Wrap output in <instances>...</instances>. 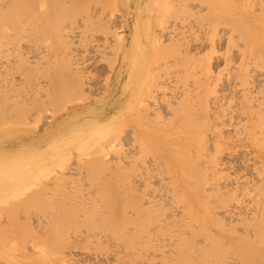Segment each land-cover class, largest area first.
Wrapping results in <instances>:
<instances>
[{
	"label": "rangeland",
	"instance_id": "374dc122",
	"mask_svg": "<svg viewBox=\"0 0 264 264\" xmlns=\"http://www.w3.org/2000/svg\"><path fill=\"white\" fill-rule=\"evenodd\" d=\"M25 1L28 5V1L30 0ZM91 1L90 6L91 9L94 10H92L93 14L95 16L99 14V16L94 19V21H97L96 24L92 27L90 26L92 23L88 22V30L86 33L85 29L82 30L81 28L84 25L82 26L78 22L81 29L80 31L79 28H77L78 31L74 30L76 31L74 34L79 35L81 33V36L86 35L87 40L89 38L95 39V43L100 45V49L102 50L99 52L101 54L100 62L97 65V68L93 66L90 68L92 73H96L97 76L95 80L96 82L98 81V85L96 82L94 84L97 86L92 83L91 88L93 86V89L99 92L97 93L92 89L90 92H93L94 94L92 93L91 95H88L90 92L87 90L88 94L87 92L84 93L85 95L84 97L82 96V101L79 100L81 98V93L78 94L79 98L77 97L76 99L70 100L72 95L67 92L68 88L64 87L68 86L67 80L64 78V75H66L64 73L66 70H63L64 68L58 70L56 69V71H38L40 74L38 72V74L35 73V71L33 72L35 75H33L30 71V73L26 71L25 68L23 70L27 72L25 73V77V74H23V71H21L19 67L14 65V68H19L20 71L19 69L15 70L12 67L13 70L16 71L15 72L10 66L12 61L14 64L15 57L20 53L19 51L21 48V52H31L33 50L34 53L31 52L32 55L34 54L33 56L37 54L38 56H43L46 54V51H48L46 56H51L50 58H55L56 55L58 56L59 53L57 54V52H60L61 54L63 48L60 44L58 45L59 39L55 36L58 34L60 38L61 32H58L60 31L58 30V20L56 21V26L53 24V21L56 18H53L54 16L51 15L52 13L44 12L45 9H43L42 6L40 7L35 0V3L39 5L38 9H35V6L38 5H29L31 10L32 7L35 8L30 11V13L29 11H25L29 13L28 15H26L27 13H22L21 15L18 14V17L15 18L16 22L19 23L22 21L18 25L16 22H12L14 25H12L11 22H8L11 19L5 23L4 21H0L4 23L3 26L8 25L11 27L12 25L13 28L21 25V27H17V29H21L19 31L16 29H10V34H7L6 32L3 33L4 35H0V37L4 36V38H0L2 40V44H4V46L1 44L3 47L0 46V48H2L0 49V51L2 50L0 53V62L9 61L6 63L1 62L2 64H5L4 66H2V64L0 65V90L6 88L2 91L5 92L7 90V93L11 91V94H7L9 97L14 93L13 97L11 96L8 98L11 100H6V102H4L5 98L8 97L5 95L6 93L2 92L6 97L4 95V98L0 97V150L5 149L6 147L17 150L24 148L31 143L33 144L31 146L35 149L29 153L32 154L31 156L25 155V157L20 160V165L14 167L10 175H6L5 178H0V214H3L1 215L3 220L1 219L0 221L1 224L3 223V229L0 228V264H264V234L260 235L263 233L262 229L264 228V222L262 220L264 219L260 217L261 219L257 221L258 217L257 219L256 217L254 219V217L250 215L247 216V219L248 217L250 218L249 223L246 222V225L244 221H240L243 224L238 221L235 222L236 225H234V222H232L233 225H231L230 221L224 219L226 215L223 218L224 215L219 214L222 213L221 208H223V206L221 207L223 200L220 199L225 197H223L224 194H220L224 190L217 192L216 186H213L215 184H209L211 187L208 186V189L212 192H205V198L207 199H201V203L200 201H196L197 205H195V209L198 212H207V210H205L202 206L204 204L210 206L211 214L215 212V215H213L215 219L218 218L217 221L208 225L202 224L197 220L194 221L193 219L195 218L192 219L193 212L191 210H187L188 212L186 211L187 213H184V203L188 205V201L185 200L184 197L181 200L178 194L175 195V199H172L173 201H170L173 203L167 205L171 208H175L176 206L175 210L177 209V206L180 205L182 208L180 206L179 207L182 210L179 211L180 208L178 207L179 212L176 210L177 213L173 214L171 209L167 206L166 214H164L165 209H163V211L162 209L161 211L157 209L159 210L158 212H161L157 213L156 209L146 208L150 199L147 197H145L146 199H143L144 196H147L145 194L141 195L144 190L142 191L140 188L138 189V187H136V191L135 186L134 188H131L134 185L135 178H140L142 180V178L145 179V177L172 178L170 180L171 184L168 182L169 179L167 180V183H169L168 185L172 186V182L175 183V178H187L184 175L185 173L183 174L177 169L178 166H183L185 162L190 163V166L186 163L190 168L187 165L183 166H187L185 171L188 169L187 173L190 175H194L193 172L195 171L197 173V166L199 168L202 167V170L203 168H207L205 169L207 172V170L209 171L208 168L210 166L207 162H209L212 154L216 155L217 153H220L216 155V161L219 166L224 164L223 162L227 161L229 156L232 164L231 167H228L230 165V162L228 163V161L225 162V164L229 165L224 164L220 167L221 169L224 168L225 174L231 173L230 175L232 176L229 175L230 178L234 180L237 178L236 180L239 184H236L237 186L245 187L246 182L249 183L250 180L251 183L246 185L251 186L255 182H259V185L264 184L262 183L264 182V169L262 168L264 167V134L261 133V130H258L259 128H255L256 131H254L252 122L255 121L251 120L250 117L254 113L256 114L254 110H258L253 107L257 104L255 101L259 97L262 98H259V104H257L258 106L262 104L261 100L264 101V94H262L264 93L262 90L264 89L262 88L264 85V64L262 66L261 63H259L261 66H257L252 60L255 57L249 59L246 64L250 62V67L248 65L246 66L245 73L247 69L248 72L252 71L250 74L246 73V75L249 76V82L251 80L250 85L248 83L246 84L248 86H246L241 83L242 80H238L240 79L238 77L242 68V61H239L241 60V51L244 48L242 46H246L247 43H243L246 40L244 38V31H241L244 35L243 39L241 37V32L236 30H241L243 27L246 30V28L249 29L248 27L251 25H253V27H258L259 30V27L261 26H257V24L255 25L256 22H250H253L252 15L256 17L261 14L260 17L264 18V12L260 10L262 7L261 4H264V0L262 3L260 0H256L259 4L253 0ZM21 3H19V8L21 9H19V13H21V11L24 12L23 10H25L27 6L26 3L23 5V2L22 5L24 7L21 8ZM41 8L44 12L43 16L41 14ZM196 9L200 12V14L197 13ZM209 10H211L210 13ZM96 12L98 14H96ZM218 12H220V14ZM32 13L35 15H41L34 20L36 16H31ZM22 17L25 18L23 19ZM223 18L225 20H223ZM226 19H229L227 20L229 23L226 22ZM230 19L238 21L234 23ZM59 22L61 23L62 20ZM65 22L66 24H69L68 20ZM243 22H247V24L251 25L248 26ZM233 23L235 26H233ZM236 23L239 24V27H237ZM240 24L243 25L241 26ZM0 25L2 24L0 23ZM51 25H53L52 28L57 27V33L52 29L53 32L47 36V33L52 31L50 29ZM61 25L63 26V24ZM62 26L59 24L60 28ZM42 28H46V30L44 29L46 34H41L43 31ZM166 28L169 32H167ZM233 28H235V31ZM40 29L41 32L39 31ZM249 30L251 31V29ZM6 34L9 35V37H7ZM185 34L187 37H185ZM81 36H79L80 39ZM46 37L49 38L46 39ZM75 38L73 37L77 46L74 47L79 52H77L74 47V49L71 50L73 52V55H71L74 63L83 61L82 55H84L82 54L83 51L81 49L84 46L82 47L81 44H79L81 42H79L80 39ZM231 38H234L235 42L231 40L230 44L232 45H229ZM4 40L9 43L6 44ZM184 41H186V43ZM188 41H191V45L188 44ZM246 42L248 41L246 40ZM5 44L8 47H6ZM19 46H21V48ZM58 46L62 48V51L58 49ZM114 47H117L119 58L118 60L116 58L117 62L115 61L116 64L113 70L109 71L107 66L109 65L110 59L114 60ZM178 47L180 48L178 49ZM227 49L230 50L229 53L227 52ZM75 53L76 57L74 56ZM185 54L186 57L184 58ZM189 57L191 58L190 62L187 61L190 59ZM75 60L77 61L75 62ZM206 60L208 61L206 63L210 64H208L209 69L206 67ZM237 61L240 63H237ZM165 63L167 65L169 64L166 66L167 68L163 65ZM201 64L206 67L207 71L204 67H201ZM3 67H9L10 69L6 68L9 69V71H6ZM204 71L208 72L206 74H209L210 71L213 74L212 79L214 78L213 81H215L213 82L211 79L213 83L211 88L214 87L217 92H219L216 93L218 96H221L220 98L226 97L224 100L227 104L222 107L225 108V115L228 111H231V114L233 113L232 115L235 116L230 115L229 112V114H227L229 117L226 115V120L224 121V113H222L223 111H220L218 113H222V116L220 115L219 119L221 123L217 121L218 119H215L217 121L216 123L213 119L214 116L211 115V120H214V124L211 125L214 127L217 124L215 127L218 128L219 126L220 128L222 122L224 121L222 130L224 128L228 129L230 127L229 125L233 122H235L232 124L233 126H236V124L239 123L240 127H230L228 130L226 129L227 132L230 130L229 135L226 131H224L226 134L223 133V131H218V135V133L210 132V130L207 133V130L205 131L206 134L204 136V134H202L204 131L201 130L200 132L203 131L201 133V137V134L198 131L199 133L197 132V134L201 138L199 141V139H195L196 137L199 138L196 132H194L195 134H192L191 131L186 129V126L189 128L188 123H192L190 121H187L188 123H186V120H188L191 116L190 114H187L190 110L186 112V114L189 115L187 117L186 114L184 115L181 113L183 111L178 112V110L176 111L180 115H177V113L171 114L174 108L172 110L170 109L171 106H176L177 103H179L178 108H181L183 107V105L181 106L182 101L186 100L187 102L190 100L191 103H183L185 105L184 108L186 109V105H189L190 103L189 108L186 110L192 108L197 110L199 108V111L197 110V114L202 115L201 113H203L204 108L201 105H203L204 101L203 97H200L199 95H201V93L203 95V92L206 93V90H204L205 88L208 89L206 84H203L204 86L202 85V87L201 83H199V81H206L205 79L207 76H205L206 74ZM200 72L202 74H200ZM57 73H59V79H61V82L64 84V88L62 89H65L66 91H64L67 93L58 92V90L60 91L61 86L60 82L58 83L59 79L57 77ZM7 74H9V76ZM41 74L48 75L46 79L42 78L40 80V83L43 81L42 85H44V83L47 85L48 83L45 81H49L51 87L53 86L51 83L54 81L55 86L53 87H56L54 88L55 90L57 89V86H60L58 87L60 89H57V92L52 91L53 96L51 95V92H49L48 95V91L50 89L49 85L47 86L49 89H43L44 87H40L42 91L38 94L36 93V90L39 88L37 80H39ZM198 74H200L199 77ZM11 75H13V77ZM193 75H195L198 79H196L195 76L193 77ZM231 75H238L236 76L237 80L235 77L232 78ZM30 77L32 79L28 81ZM13 78L17 80V84L19 83L18 85L20 86L18 87L24 95L20 93V90H17V84L15 83V80H12ZM107 78L109 80H107ZM49 79L53 81L51 82ZM11 80L15 82H12ZM10 81L11 83L9 84ZM224 81L226 82V85H224ZM230 81L231 84L228 86ZM197 82L198 87L197 84L195 85ZM13 83L15 84L12 86ZM152 83H156V85L159 84L157 85L159 88H156L155 86V90L159 89V92L157 93L154 91V97H152L154 99L149 98V100H147V98H144V93L146 94L148 92V89H150L148 87H150ZM214 84L216 85L214 86ZM34 85H36V89ZM161 85L164 86L160 88ZM224 86L225 88L223 89ZM8 87L14 88L9 90ZM165 87L167 89H165ZM201 87L203 88L202 92ZM256 88H258V91L260 89L261 92H258ZM40 89H38V91ZM52 89L53 88L51 87V90ZM195 89L198 90L196 91ZM15 90L19 91L20 94H18V92H12ZM43 90H46L47 94L45 91L44 93ZM73 90L72 94L78 92V88ZM224 90L226 96L223 94ZM187 91L189 92V95ZM198 91L199 94L197 93ZM250 92L252 93V96H250L251 100H249L251 103L253 102V106L247 99V103H243L244 100L242 96H246V94H243L247 93L248 95ZM43 93L48 95L49 98H46L47 96L44 97ZM194 93L196 95L198 94L197 96L199 97L195 98ZM17 95L19 97L22 96V98H19ZM189 97H191V99L194 98V102L198 101L197 99L200 98L198 102L194 103L197 108L192 107V105H194L192 104L193 100L191 101ZM252 97H255V101L252 100ZM238 98L240 101H238ZM153 100H155V103ZM179 101H181V104ZM200 102V105L197 104ZM221 102L223 103V101ZM147 103H149V105ZM248 104L250 105L249 107ZM145 105L147 108L151 105L147 111ZM226 106L228 108H226ZM243 106L248 107V109L252 108V110L249 111L247 108V110L241 109ZM260 106L264 107V102L263 105ZM77 109L78 113H82L76 118L75 115H77V112L74 113L72 111ZM138 110H140V113L143 114L141 115L137 113ZM243 111L249 112L244 113ZM136 116H144L142 120L145 122L139 120L140 117ZM157 116L160 117V119ZM203 116L205 117L204 113ZM230 116H232L231 118H234L230 120ZM256 116L258 119V115H255V118L252 116V118L257 120ZM72 118H75L76 121H73ZM181 119L185 120L181 121ZM189 119L192 120L191 118ZM158 120L161 122L160 125ZM164 121L166 124H163ZM176 122H178V124ZM257 122L258 120L256 123ZM154 123L158 125L159 128ZM63 124L65 126H63ZM247 126L251 127L253 132L251 130L247 132L245 130V128H248ZM164 127L165 129H163ZM138 128H140V130ZM127 130L133 133L134 131H137L135 135L139 139L137 140L138 142L135 141V146H125L124 142H120V140L122 141L123 134L125 135ZM160 130L163 131L161 132ZM185 131L187 133H185ZM58 133L60 134L57 135ZM250 133L252 134L248 135ZM224 134L225 136H229V139L223 140V146L221 145V148L217 151L218 144L215 142L221 139L220 136H224ZM254 134L255 137L253 136ZM217 135L219 136V139L217 138ZM252 136L255 138L254 140L251 138ZM185 139H187V142ZM192 146H194L195 149H193L194 147ZM201 147L204 148L201 149ZM131 150H133L136 155H133L134 153L131 152ZM185 150L187 152L189 151L188 154ZM198 150L201 152L199 153ZM176 151L179 152L178 155ZM137 153H139V155ZM129 154L130 156L132 155L131 157L133 158L139 156L141 157L134 160L133 158H130V156H128L129 158L124 157ZM193 154H196V156H193ZM225 155L227 158H225ZM219 157H221V162ZM154 159L156 160V164L155 166H151V164L154 163ZM204 159H206V161ZM131 160L132 163L134 162L133 165L128 166L129 164H125ZM198 160H201V162ZM136 161L142 165L144 164L143 166L147 168L149 167L150 169L148 168L147 170L149 174L147 172V174L145 173L147 168L142 166L140 167ZM176 162L179 163L177 164ZM193 162H196V164L198 162L197 166ZM192 163L194 167L196 166L195 169H193V166L191 167ZM204 165H207L208 167H205ZM130 169H133L131 171H134V174L130 171ZM140 169L143 171L141 172ZM120 171L124 173H120ZM129 171L134 175V177ZM137 171L138 173H136ZM212 171L213 170L211 169L210 172ZM259 171H261L260 175H258ZM123 174L125 175V178ZM155 174L157 175L155 176ZM189 174L186 175L191 178ZM228 174H226L227 177ZM122 177L124 179H121ZM129 178L133 179V183L129 180ZM238 178L241 180H238ZM211 180L212 177H210V181ZM129 184L131 187H129ZM143 186L144 185L142 184V187ZM153 187L155 188L154 185ZM230 187L231 190L233 189L234 191L232 193L236 192V195L238 193V196L241 194V197H239L242 199L244 206L251 209L250 211H258L257 214L264 212V192L263 195H260L261 193L259 192L261 191H259L256 194L254 193L255 195L251 194L253 192H250L249 195L243 196L241 192L244 191L242 189L237 187L241 191L240 192L237 188H232L233 186H229V188ZM262 187H264V185ZM262 187H260L261 189L259 190L264 191V188ZM151 188H149L150 193L152 192ZM156 188H159L157 184ZM156 190L153 189V191ZM172 190L173 191L170 193L171 195L174 192V189ZM227 190L225 191L227 192ZM228 192H230V190ZM148 193L149 191L146 189V194ZM150 193L148 194V197H152L151 199L153 200L154 194H152L153 192L151 194ZM217 194H220V196L217 197ZM225 200L227 201L228 199L226 198ZM143 203H146V205L144 206ZM232 204L234 205L235 202ZM217 206L219 210L217 209ZM168 210L173 215H178V217L182 214V217H176V219L180 221L179 223L176 220L179 224L175 222L177 224L176 225L174 221H172L173 218L170 217L172 216L170 213L167 217ZM175 210L173 211L175 212ZM157 214H161L162 217H160V219L157 218ZM165 217H167L166 220H164ZM30 218L31 220L34 218L33 220L35 221L32 220L31 223L29 221ZM156 218L159 219L160 222L157 221ZM252 218L255 222L257 221V224L253 222ZM221 219L222 221H220ZM250 219H252V221ZM5 221L7 222L6 229H4L6 226ZM165 221H167V224ZM260 221L263 222L262 225ZM168 222H171L173 225ZM161 223H165L166 225H160ZM254 223L256 224L255 226ZM249 224H251L252 227H248L250 226ZM242 225H245V228H243L244 226ZM257 229L262 233L257 232ZM250 230L258 233V236L254 235L253 232L251 233ZM248 234H252L251 237L250 235L249 237H245V235L248 236ZM148 235L151 237H147Z\"/></svg>",
	"mask_w": 264,
	"mask_h": 264
},
{
	"label": "bare ground",
	"instance_id": "6f19581e",
	"mask_svg": "<svg viewBox=\"0 0 264 264\" xmlns=\"http://www.w3.org/2000/svg\"><path fill=\"white\" fill-rule=\"evenodd\" d=\"M23 3V5H25V3H26V1L25 0H0V21H4V23L6 22V21H8L9 19H11V20H9L8 22H13V23H15L16 22V17H18V14H22V13H27L28 11H29V13H30V11H32L35 7V9H38V7H39V5H40V7L42 6V8L43 9H45L44 10V12H48V13H52L51 15H53V16H51L50 14V16L51 17H53V18H56L53 22V24L56 26V21H57V24L59 23L60 24V26H62L61 24H63V26L60 28L59 27V24H58V30H60V31H58L59 33H60V38H59V35L58 34H56L55 36H57L58 38L57 39H59L58 41H59V43H58V45L60 44V46L63 48V51H62V48H60V46H58L59 48V50H61L62 52H61V54H60V52H57V54L59 53V55L57 56H55V58L53 59V58H50V57H47L46 56V54H48V51H46V54H44L43 56H38V54L37 55H35V56H33L32 55V53H34L33 52V50L31 51V52H27V51H22V52H25V53H22L21 52V50H22V48H21V46H19L20 48H21V50L19 51V52H17V53H19V54H17L16 55V57H15V61H14V64H13V61L11 62V64H10V66H11V68L13 67H19L20 69H21V71H23L25 68H26V71H30V72H35V73H37L38 71H42V72H44V71H53V70H55L56 71V69L58 70V69H63V70H66L64 73L66 74V75H64L65 77L64 78H66V80H67V85L68 86H64L65 88L67 87L68 88V93L69 94H71V95H69V96H71V98H70V100H73V99H76L77 97L79 98V93H81V95H80V101H82L81 99L84 97V93L85 92H87V90H89L88 92H90V90L92 91V89H93V86H92V88H91V85H92V83L94 84L95 82H96V80H95V78H96V73H92V71H90V68L93 66V67H96L97 68V65L99 64V62H100V58H101V54L99 53L100 51H102L101 49H100V45L99 44H97V43H95V39H92V38H89L88 40H87V36L86 35H80L81 33L80 32H78V33H80L79 35L77 34V35H75L74 33L76 32V31H74V30H77L78 31V29L77 28H79V31H80V29L82 28V30L83 29H85V32L87 33V30H88V27H87V23L88 22H90V23H92V25H90V26H94V24H96V22L97 21H94V19L95 18H97L98 16H99V14L96 12V14H98V15H94L93 14V9H91V6H90V4H91V0H36V3H38V4H36L35 3V0H30V1H28L29 2V4L27 5V3H26V8H25V10H23L24 12H22L21 11V13H19V11L21 10L20 8H19V3H21V2ZM207 1V0H206ZM247 1V0H246ZM253 1H256V0H253ZM261 1V3L263 2V0H260ZM259 1V2H260ZM32 2H34V3H32ZM94 2H96L95 0H94ZM251 2V1H250ZM257 3H258V1H256ZM22 3L20 4V5H22ZM31 3V4H30ZM222 3H223V1H222ZM221 3V4H222ZM230 3V2H229ZM253 3V2H252ZM34 4V5H33ZM224 4V3H223ZM254 4V3H253ZM259 4V3H258ZM257 4V5H258ZM22 5V7L21 8H23L24 6ZM29 5H33V6H35V5H38V6H35L34 8L32 7V10H31V8H29L30 6ZM93 5V4H92ZM254 5H256V4H254ZM254 5H251V6H254ZM225 6H226V4H225ZM259 6V5H258ZM261 6L263 7L264 6V4H261ZM229 7V6H228ZM231 7V6H230ZM261 7V11H263L264 12V7L262 8ZM28 8V9H27ZM41 8V14H42V16H43V14H44V12H43V9ZM20 9V10H19ZM40 9V8H39ZM199 9V8H198ZM93 10V11H92ZM200 10V9H199ZM25 11H27V12H25ZM35 11V10H34ZM196 11H197V13H199L200 14V12H198V10L196 9ZM257 11V10H256ZM255 11V12H256ZM194 12V11H193ZM202 12H203V10H202ZM211 12V10H209V13ZM255 12H254V14H255ZM262 12V13H263ZM29 13H27L26 15H28ZM95 13V12H94ZM196 13V12H195ZM219 14H220V12H218ZM41 14H31V16L32 15H34V16H36L35 18H34V20H36V18L37 17H39ZM258 14V13H257ZM48 15V16H49ZM225 15V14H224ZM227 15V14H226ZM263 15V14H262ZM30 16V17H31ZM49 16V17H50ZM219 16V15H218ZM253 16V18H252V21L253 22H250V23H254V22H256L255 23V25L257 24V26H261V27H259V30H258V27H253V25H251V24H247V22H243L244 24H247L248 26L249 25H251L250 27H248L249 29H251V31L249 30V29H247L246 28V30H245V28L243 27V29H241V30H239V29H236V30H238L239 32H241L242 30L244 31L243 33H245V37H244V35H243V33L241 32V37L243 38H245L248 42H249V44H248V42H246V40L243 42L244 44L245 43H247L246 44V46H244L243 44V46L242 47H244L243 48V50L241 51V60H239V61H242V68H241V70L240 69H238V70H240L241 71V73H239L240 75H239V77L238 78H240V79H238V80H242L241 81V83H243L244 85H246V84H248L249 83V85H250V82H251V80H250V82H249V76H247L246 75V73H249L250 74V72L252 73V71H249L248 72V69H247V71H246V73H245V69H246V66L248 65L249 67H250V65H249V63H247L246 64V62H248V60L249 59H252V58H254V59H252L253 61H254V63L258 66H263V64H264V18L262 17H260L261 16V14H260V16L258 15V16H254V15H252ZM221 17V16H220ZM226 17H228V16H226ZM225 17V18H226ZM23 19L25 18V17H22ZM222 18V17H221ZM5 19H7V20H5ZM19 19V18H18ZM60 19V20H59ZM233 19V18H232ZM22 20V19H21ZM20 20V21H21ZM62 20V22L60 23L59 21H61ZM68 20V23L69 24H66V22L65 21H67ZM219 20H221V19H219ZM223 20H225L224 18H223ZM227 20H229V19H226V22H227ZM231 20V19H230ZM231 21H233V20H231ZM238 21V20H237ZM236 20H234L233 22L235 23V22H237ZM2 22H0L2 25H0V35H2L3 33H6L7 32V34H10V32H11V30L13 29H16V30H21V29H17V27L16 28H13V26L12 25H14L13 23H12V25H11V27H9L7 24V26H3L4 25V23H2ZM7 22V23H8ZM22 22V21H21ZM21 22H19V23H21ZM35 22V21H34ZM65 23V26H64V23ZM84 27H81L80 28V24ZM18 22H16V24L18 25L19 24ZM227 23H229V22H227ZM233 23V24H234ZM239 23V22H238ZM238 23H236V25H237V27H239L238 25ZM240 23H242V22H240ZM15 24V25H16ZM79 24V26L77 27V25ZM162 24V23H161ZM231 24H232V22H231ZM241 26L243 25V24H240ZM247 25H246V27H247ZM52 26L53 25H51L50 27V29L52 30H54V32L56 31V28H52ZM89 26V27H90ZM170 26V25H169ZM233 26H235V24L233 25ZM232 26V27H233ZM245 26V25H244ZM19 27H21V25L19 26ZM18 27V28H19ZM22 27H23V24H22ZM91 27V28H92ZM201 27H203V26H201ZM231 27V28H232ZM237 27H235V28H237ZM254 29H257V30H253L252 28ZM60 28V29H59ZM87 28V29H86ZM168 28V27H167ZM167 28H166V30H167ZM199 28V27H198ZM235 28H233V30L235 31ZM242 28V27H241ZM11 29V30H10ZM45 30H46V28H44ZM44 29L42 28V32H41V29L39 30L40 32H41V34H46L45 32H44ZM47 29H49V28H47ZM90 29V28H89ZM53 30L52 31H49L47 34V36H49V34L51 33V32H53ZM94 30V29H93ZM237 31V32H238ZM17 32V31H16ZM167 32H169L168 30H167ZM215 32H216V30H215ZM56 33H57V31H56ZM85 33V34H86ZM6 34V36L7 37H9V35H7ZM40 34V35H41ZM55 34V33H54ZM82 34H83V32H82ZM212 34V33H211ZM240 34V33H239ZM4 35V34H3ZM52 35H53V33H52ZM44 36V35H43ZM43 36H41V37H43ZM75 36H76V38H78V39H80L79 38V36H81V39L79 40V44H81V46L83 47V48H81L82 49V51H83V53L82 54H84V55H82L83 57H82V59H83V61H80V62H76L77 60H75V62L76 63H74L73 61H72V49H74L76 46H77V44H75V40L73 39V37L75 38ZM78 36V37H77ZM238 36H240V35H238ZM237 36V37H238ZM249 36V37H248ZM11 37V36H10ZM185 37H187L186 36V34H185ZM232 37V36H231ZM0 38H4V36H1ZM49 37H46V39H48ZM75 38V39H76ZM235 38V37H234ZM234 38H231L230 39V42H229V45H232V44H230L231 43V40L233 41V42H235L234 40ZM243 38V39H244ZM42 39V38H41ZM212 39H213V37H212ZM238 40V39H237ZM236 40V41H237ZM43 41V40H42ZM77 41V40H76ZM172 41V40H171ZM192 41V40H191ZM191 41L188 43V44H190L191 43ZM4 42H6V44H8L7 43V41H5L4 40ZM45 42V41H44ZM44 42H43V44H44ZM185 43H186V41H184ZM212 42H213V40H212ZM232 42V43H233ZM77 43H78V41H77ZM2 40L0 39V46L1 47H3L4 46V44H2ZM5 44V45H6ZM75 44V45H74ZM235 44H237V43H235ZM29 45H31V44H29ZM28 45V46H29ZM191 45V44H190ZM212 45H213V43H212ZM240 45V44H239ZM44 46V45H43ZM75 46V47H74ZM80 46V45H79ZM241 46V45H240ZM6 47H8L7 45H6ZM26 47V46H25ZM36 47V46H35ZM45 47V46H44ZM74 47V48H73ZM187 47V46H186ZM234 47V46H233ZM5 48V47H4ZM16 48V49H17ZM28 48V47H27ZM31 48V47H30ZM29 48V49H30ZM33 48V47H32ZM180 47H178V49H179ZM0 49H2V48H0ZM17 49V50H18ZM48 49V48H47ZM76 49V48H75ZM77 50V49H76ZM75 50V51H76ZM2 51V50H1ZM1 51H0V53H1ZM5 51V50H4ZM3 51V52H4ZM113 54H114V60H112V59H110V61H109V65L107 66V69L109 70V71H112L113 70V68H114V66H115V61H116V58H117V60H118V50H117V47H114L113 48ZM178 51H181V50H178ZM16 52V51H15ZM45 52V51H44ZM77 52H79L78 50H77ZM187 52V51H186ZM227 52L229 53L230 52V50H228L227 49ZM22 53V54H21ZM189 53V52H188ZM4 54V53H3ZM36 54V53H35ZM72 54V55H71ZM240 54V53H239ZM31 55V56H30ZM52 55V54H51ZM78 55V54H77ZM190 55H192V54H190ZM189 55V56H190ZM19 56V57H18ZM74 56L76 57V53L74 54ZM73 56V57H74ZM80 56V55H79ZM187 56H188V54H187ZM186 57V54H185V56H184V58ZM17 58V59H16ZM190 58V57H189ZM209 59V58H208ZM228 59V58H227ZM231 59V58H230ZM187 60V59H186ZM190 60H191V58L189 59V60H187L188 62H190ZM193 60V59H192ZM235 60V59H234ZM230 61V60H229ZM233 61V60H232ZM239 61H237V63L239 62ZM1 62H3V63H6V62H9V61H1ZM0 62V65L2 64ZM117 62V61H116ZM182 62V61H181ZM180 62V63H181ZM206 62H208L207 60L205 61V63ZM177 63V62H176ZM179 63V64H180ZM193 63V62H192ZM210 63H211V61H210ZM240 63V62H239ZM259 63H261V65L259 64ZM186 64V63H185ZM184 64V65H185ZM209 64V63H208ZM207 63H206V67H207V69H209L208 68V66L210 65H208ZM5 64H2V66H4ZM15 65V66H14ZM165 67L166 66H168L166 63L165 64H163ZM178 65V64H177ZM181 65V64H180ZM202 65V64H201ZM238 65V64H237ZM6 66H7V64H6ZM186 66H188V65H186ZM212 66V65H211ZM236 66V65H235ZM234 66V67H235ZM201 67H204V65H202ZM206 67H204V69L206 70ZM4 68V67H3ZM6 68H9V67H5L4 69H6ZM13 68H12V70H13ZM19 68H14L15 70L16 69H19ZM163 68V67H162ZM167 68V67H166ZM239 68H240V66H239ZM264 68V67H263ZM10 69V68H9ZM9 69H6V71L8 70L9 71ZM20 69H19V71H20ZM203 69V70H204ZM15 70H13V71H15ZM211 70V69H210ZM250 70V69H249ZM11 71V70H10ZM26 71H23V74H25V73H27ZM207 71V70H206ZM206 71H204L205 72V74L206 73H208V72H206ZM3 72V71H2ZM16 72V71H15ZM14 72V73H15ZM29 72V73H30ZM202 72V71H201ZM200 72V74H202ZM238 72V71H237ZM236 72V73H237ZM5 73V72H4ZM10 73V72H9ZM35 73H33V75H35ZM39 73V72H38ZM37 73V74H38ZM199 73V72H198ZM235 73V72H234ZM12 74V73H11ZM36 74V75H37ZM40 74V73H39ZM58 74V79H59V73H57ZM200 74H198V77L200 76ZM8 76H9V74H7ZM14 75V74H13ZM13 75H11L12 77H13ZM196 75V74H195ZM195 75H193V77L195 76ZM234 75V74H233ZM0 76H1V74H0ZM205 76H207L206 77V79H205ZM204 76V79L206 80H204L205 82H207V83H205V82H201V81H199V83H201V86L203 85V84H206V86H208V89L207 88H205L204 90H206V93L205 92H203L204 94H205V97H204V94L202 95V87L204 86H202L201 87V95H199L200 97L202 96L203 97V101H204V103H203V101H202V103H203V105H201V106H203V110L205 111H203V113L205 114V117L203 116V113H201L202 115H198L197 114V110L199 111V108L197 109V110H195L194 108H192V109H188V110H186L187 108H189V106H190V100H188L187 102H186V100L185 101H182V104H181V101H179L180 102V104H181V106L183 105V107H181V108H178V106H179V103H175L176 104V106H171V109L170 110H172L173 108V112H171V114L172 113H177V115L179 114L178 112L180 111H183V112H181V113H183L184 115L186 114V112L187 111H189L190 110V112H187V114H190L191 116L189 117V118H191L192 120H190L189 118H188V120H186V123H188L187 121H190V122H192V123H188L189 125V128H190V126H191V128L189 129V128H187V126H186V129H188L189 131H191L192 132V134L194 133V132H196V134H197V132L199 131H201V130H203L202 132H200V134L202 133V134H204V136H205V134H206V132L205 131H207V133L209 132V130H210V132H216V133H218V135H219V132L221 131H223V133H225L226 134V129L224 128L223 130H222V126H223V122L226 120V118H225V116L227 115V114H229V112H230V115H232L231 114V111H228V113L225 115V108H222V107H224L226 104H227V102L225 103V100H224V98H226V97H222V98H220L221 96L219 95L218 96V94L217 93H219V92H217V90L213 87V88H211L212 86H213V83H212V81H213V79H212V77H213V74H212V72L210 71L209 72V74H206ZM232 76V75H231ZM236 76H238V75H235V76H232V78L233 77H235L236 78V80H237V77ZM251 76V75H250ZM25 77H26V74H25ZM48 77V75L46 74H41V76H40V78H39V80H37V85L39 86V88H38V86H37V88L38 89H40V87L42 88V87H44L43 89H49V91H48V95H49V92H51V95L53 96V92H57V89H60V88H58V87H60L61 86V89H60V91L58 90V92H65L62 88H64L63 87V83L61 82V79H59V81H58V83L60 82V86H57V84H56V86H57V89L55 90L54 88H56V87H53V86H55V82L53 81V80H50L52 83V85L53 86H51L53 89L51 90V87H50V84H49V81H45L44 79V81L46 82V83H48L47 85L44 83V85H42V83H43V81H42V83H40V80L42 79V78H47ZM196 77V76H195ZM109 78V77H108ZM107 78V80H109ZM166 78V77H165ZM235 78H234V80H235ZM1 79V78H0ZM32 78L30 77L29 79H28V81H30ZM196 79H198L197 77H196ZM208 79V80H207ZM211 79H212V81H211ZM231 79V78H230ZM12 80H15L14 78L12 79ZM11 80V81H12ZM63 80V79H62ZM172 80V79H171ZM202 80V79H201ZM1 81V80H0ZM11 81L9 82V84L11 83ZM16 81V82H15ZM15 81H12V82H15L16 84H17V80H15ZM56 81V82H57ZM156 81V80H155ZM215 81V80H214ZM213 81V82H214ZM229 81V80H228ZM232 81V80H231ZM231 81H230V83L228 84V86L231 84ZM98 82V81H97ZM96 82V83H97ZM161 82V81H160ZM235 82V81H234ZM15 83H13L12 84V86L15 84ZM36 83V82H35ZM34 83V84H35ZM157 83H159V82H157ZM172 83H173V81H172ZM224 85H226V82L224 81ZM3 84V83H2ZM19 84V83H18ZM17 84V90H20L21 91V89H19V87L18 86H20V85H18ZM62 84V85H61ZM197 84V87H198V82L197 83H195V85ZM220 84V83H219ZM233 84V83H232ZM235 84V83H234ZM264 84V83H263ZM262 84V85H263ZM3 85H5V84H3ZM6 85H8V84H6ZM49 85V88H47V86ZM95 85V84H94ZM97 85H98V83H97ZM97 85H95V86H97ZM157 85H159V84H157ZM156 85V83H152L151 84V86L150 87H148V88H150V89H148V92L145 94L144 92V98H147V100H149V98H152V97H154V91L155 92H159V89H157V90H155V86H156V88H159L158 86ZM216 84H214V86H215ZM221 85V84H220ZM236 85V84H235ZM9 86H11V85H9ZM35 86V89H36V85H34ZM164 86V85H163ZM162 85H161V87L160 88H162L163 87ZM166 86V85H165ZM222 86V85H221ZM227 86V87H228ZM246 86H248V85H246ZM1 87V86H0ZM3 87H5V86H3ZM15 87H16V85H15ZM196 87V86H195ZM231 87V86H230ZM229 87V88H230ZM14 88V87H13ZM13 88H11V87H8V89L9 90H12ZM75 88H78V92L77 93H75V94H72V90L73 89H75ZM91 88V89H90ZM218 88V87H217ZM225 88V86L223 87V89ZM236 88V87H235ZM262 88H264V85H263V87ZM4 89V88H3ZM3 89H1L0 91V97L2 98L3 97V93H6L5 95H7L8 93H10L11 94V91L10 92H8L7 93V90L4 92V91H2ZM6 89V88H5ZM4 89V90H5ZM16 89V88H15ZM38 89L36 90V93L38 94V93H40L42 90L40 89L39 91H38ZM165 89H167L166 87H165ZM222 89V88H221ZM222 89V90H223ZM257 89V91H258V88H256ZM51 90V91H50ZM101 90V89H100ZM191 90V89H190ZM196 90V89H195ZM198 90V89H197ZM196 90V91H197ZM222 90H219V91H222ZM236 90V89H235ZM263 91H264V89H262ZM46 92V90H43V92ZM53 91V92H52ZM74 91V90H73ZM77 91V90H76ZM93 91H96V90H94L93 89ZM189 91V90H188ZM187 91V92H188ZM200 91V90H199ZM199 91L197 92L198 94H199ZM232 91V90H231ZM256 91V90H255ZM259 91L261 92V90L259 89ZM258 91V92H259ZM262 91V92H263ZM3 92V93H2ZM12 92H18V94H20V93H22V91L19 93V91H12ZM44 92V93H45ZM67 92H65V93H67ZM88 92H87V94H88ZM97 92V91H96ZM99 92V91H98ZM97 92V93H98ZM189 92H191V91H189ZM189 92H188V95H189ZM217 92V93H216ZM225 90L223 91V94H224V96H226L225 95ZM43 93V95H44V97L45 96H47L46 98H49L48 97V95H46L47 94V92H46V94H44ZM64 93V94H65ZM93 93V92H92ZM91 92H90V94H88V95H91L92 94ZM143 93H142V95H143ZM177 93V92H176ZM222 93V92H221ZM231 93H233V92H231ZM236 93V92H235ZM239 93V92H238ZM251 93V92H250ZM249 93V94H250ZM257 93V92H256ZM16 94V93H15ZM23 94V93H22ZM94 94V93H93ZM193 94V93H192ZM197 94V95H198ZM239 94H241V93H239ZM246 94V96H242L243 97V100H244V104H246L247 103V100H251V97L250 96H252V93L248 96L247 95V93H244L243 95H245ZM258 94H260V93H258ZM262 94H264V93H262ZM4 95V96H5ZM24 95V94H23ZM194 95H195V98H197V97H199V96H197L195 93H194ZM222 95V94H221ZM229 95V94H228ZM234 95V94H233ZM236 95H238V94H236ZM235 95V96H236ZM255 95H257V94H255ZM8 97H6L5 98V101L4 100H2V101H4V102H6V100L7 101H9V100H11V99H8V98H10L11 96L13 97L14 96V93H13V95H10V97H9V95H7ZM18 96V95H17ZM41 96H42V93H41ZM83 96V97H82ZM147 96V97H146ZM157 96H159V95H157ZM248 96V97H247ZM19 97V96H18ZM87 97V96H86ZM192 97V96H191ZM191 97H189V99H191ZM245 97H247V98H245ZM264 97V96H263ZM1 98H0V101H1ZM4 98V97H3ZM14 98H16V99H19V98H22V96H20L19 98H17V97H14ZM157 98H159V97H157ZM241 98V97H240ZM245 98V99H244ZM254 98L255 97H252V100H254ZM257 98V97H256ZM259 98H261V97H259ZM259 98L255 101V102H257V104H259V102H258V100H259ZM152 99H154V98H152ZM161 99V98H160ZM194 99V98H193ZM193 99H191V101L193 100ZM223 99V100H222ZM230 99V98H229ZM239 99V98H238ZM242 99V98H241ZM247 99V100H246ZM262 99V98H261ZM38 100V99H37ZM36 100V101H37ZM146 100V99H145ZM155 100H156V98H155ZM155 100H153V102L155 101ZM198 101L200 100V98H198L197 99ZM227 100V99H226ZM242 100V101H243ZM245 100H246V102H245ZM250 100H249V103L250 104H252V106H253V102L251 103L250 102ZM40 101V100H39ZM38 101V102H39ZM151 101V100H150ZM198 101H196V102H198ZM221 101H223V103L221 102ZM231 101V100H230ZM238 101H240V99L238 100ZM241 101V102H242ZM263 100H261V103L262 104H260V105H263V102H262ZM149 102V101H148ZM153 102H151V103H153ZM188 103V102H190L189 103V105H186V109L184 108V104L183 103ZM196 102H194V100L192 101V104H194V103H196ZM241 102H239V103H241ZM2 103V102H1ZM37 103V102H36ZM155 103V102H154ZM153 103V104H154ZM172 103V102H171ZM233 103V102H232ZM231 103V104H232ZM78 104V103H77ZM146 104V103H145ZM148 105H149V103H147ZM197 104H201V102L200 103H197ZM230 104V105H231ZM256 104V105H257ZM82 105V104H81ZM152 105V104H151ZM150 105V106H151ZM172 105H174V104H172ZM229 105V106H230ZM253 106L254 107V109H258L257 111H255L254 110V112H256V114L255 115H258V119H257V116H256V119L258 120V122L256 123V121L257 120H255V119H253L252 118V116L254 117L255 115L253 114L252 116H250L251 117V120H254L255 122H252V124H253V129H254V131H256V129L257 128H259L258 130H261V133L262 134H264V107L263 106ZM78 106H80V105H78ZM142 106H144V105H142ZM150 106H148V108L150 107ZM157 106H158V104H157ZM233 106V105H232ZM245 106H247V105H245ZM245 106H243V108H241V109H248V107L250 106L249 104H248V107H245ZM145 107H146V105H145ZM159 107V106H158ZM164 107V106H163ZM192 107H195V104L194 105H192ZM256 107V108H255ZM142 108H144V107H142ZM148 108L146 107V111L148 110ZM162 108V107H161ZM165 108V107H164ZM177 108V109H176ZM184 108V109H183ZM191 108V107H190ZM195 108H197V107H195ZM222 108V109H221ZM226 108H228L227 106H226ZM251 108V107H250ZM166 109H168V108H166ZM180 109H183V110H180ZM246 109V110H247ZM145 110V109H144ZM176 110H178V112L175 111ZM191 110H193V111H191ZM227 110V109H226ZM249 111L250 110H252V108L251 109H248ZM82 111V110H81ZM184 111H185V113H184ZM200 111H201V109H200ZM220 111H223L222 113H224L223 114V116H224V121L222 122V125H221V129L219 128V126H218V128L217 127H215V126H217V124L213 127L211 124H214V120L215 119H218L217 121H219V123H221L220 122V115L222 116V113L220 114V113H218V112H220ZM249 111H243L244 113H247V112H249ZM72 112H77V115H75L76 116V118L78 117V115L79 114H81L82 112H79L78 113V109L77 110H73ZM150 112V111H149ZM155 112V111H154ZM164 112V111H163ZM193 112V113H192ZM137 113H139V114H143V113H140V110H138V112ZM158 113V112H157ZM165 113V112H164ZM166 113H168V112H166ZM159 114V113H158ZM186 114V116L188 117L189 115H187ZM219 114V115H218ZM155 115H157V114H155ZM166 115V114H165ZM180 115V114H179ZM214 116V117H217V118H214L213 117V119L211 120V117L212 116ZM247 115V114H246ZM167 116V115H166ZM228 117H229V115H227ZM232 116H234V115H232ZM232 116H230V120H232L233 118H231ZM136 117H140V116H136ZM158 117V116H157ZM168 117H170V116H168ZM180 117V116H179ZM178 117V118H179ZM183 117V116H182ZM142 118H144V116L143 117H140L139 118V120H142ZM159 119H160V117H158ZM157 118V119H158ZM255 118V117H254ZM73 119V121H76V119L75 118H72ZM228 119V118H227ZM163 120V119H162ZM171 120V119H170ZM182 120H185V119H181V121ZM223 120V119H222ZM221 120V121H222ZM143 121V120H142ZM159 122H160V120H158ZM165 121H167V120H165ZM165 121H164V123L163 124H166L165 123ZM211 121H213V122H211ZM216 121V120H215ZM217 121H216V123H217ZM246 121H248V120H246ZM143 122H145V121H143ZM179 122H180V119H179ZM138 123H140V122H138ZM170 123V122H169ZM177 124H178V122H176ZM218 123V124H219ZM233 123H235V122H233ZM232 123V124H233ZM248 123V122H247ZM255 123V124H254ZM144 124V123H143ZM155 124V123H154ZM161 124V122L159 123V125ZM180 124H182V123H180ZM183 124H184V122H183ZM191 124V125H190ZM228 124H230V123H228ZM232 124H230L229 126L230 127H234V128H238V127H240L239 126V123H237L238 124V126H237V124H236V126L234 125H232ZM147 125V124H146ZM156 125V124H155ZM155 125H154V127H155ZM174 125H176V124H174ZM186 125V124H185ZM194 125V126H193ZM232 125V126H231ZM247 125H249V124H247ZM63 126H65L64 124H63ZM156 126H158V125H156ZM180 126V125H179ZM193 126V127H192ZM228 126V125H227ZM250 126V125H249ZM178 127V126H177ZM211 127H213V128H211ZM229 127V128H230ZM248 127V126H247ZM158 128H159V126H158ZM174 128V127H173ZM179 128V127H178ZM177 128V129H178ZM193 128V129H192ZM228 128V129H229ZM256 128V129H255ZM135 129V128H134ZM139 130H140V128H138ZM163 129H165V127L163 128ZM181 129V128H180ZM227 129V130H228ZM126 130V129H125ZM129 130V129H128ZM127 130V131H128ZM131 130H133V129H131ZM136 130V129H135ZM187 130V131H188ZM193 130V131H192ZM196 130V131H195ZM214 130H216V131H214ZM245 130L247 131V132H249V130H251L252 132H253V130L251 129V127H248V128H245ZM126 131V132H127ZM161 132L163 131V130H160ZM219 131V132H218ZM224 131H226V132H224ZM236 131V130H235ZM250 131V132H251ZM126 132H125V135L123 134V138H122V141L120 140V142H124V144H125V146H127V145H129V146H135V141H137L139 138H137L136 137V135H135V133L137 132H135L134 131V133L133 132H131V131H128L127 132V134H126ZM166 132V131H165ZM190 132V133H191ZM198 132V133H199ZM229 132H230V130H229ZM229 132H227L228 133V135H229ZM246 132V133H247ZM257 132H259V131H257ZM47 133V132H46ZM185 133H187L186 131H185ZM189 133V132H188ZM232 133V132H231ZM195 134V133H194ZM202 134H201V137H202ZM225 134H224V136L222 135V136H220L221 137V139H219L218 137V135H217V138L219 139V140H217V142H215V143H217L218 145H217V147H218V149H217V151H219V149L221 148V145H222V143H224V141L223 140H226V139H229V136H225ZM252 133H250V134H248V135H251ZM256 134V133H255ZM255 134L253 135L254 137H255ZM258 134H260V133H258ZM46 135V134H45ZM137 136H138V134H137ZM186 136V135H185ZM189 136V135H188ZM187 136V137H188ZM197 136H198V134H197ZM251 137V138H253V140L255 139L254 137ZM259 136V135H258ZM122 137V136H121ZM195 137H196V135H195ZM199 138H195V139H199V141L201 140V138H200V136H198ZM208 137V136H207ZM237 137V136H236ZM235 137V138H236ZM250 137V136H249ZM137 138V139H136ZM189 138L191 139V137L189 136ZM234 138V137H233ZM250 138V139H251ZM188 139V138H187ZM187 139H185V141L187 140ZM193 140H194V137H193ZM257 140V139H256ZM264 140V139H263ZM181 141V140H180ZM190 141H192V140H190ZM237 141V140H236ZM138 142V141H137ZM187 142V141H186ZM203 142V141H202ZM229 142V141H228ZM197 143V142H196ZM225 143H227V142H225ZM235 143V142H234ZM263 143H264V141H263ZM201 144V143H200ZM211 144V143H210ZM31 145H33L32 143L31 144H29V145H27V146H25L24 148H21V149H17V150H13L12 148H5V149H2V150H0V178H5L6 177V175H10V173H11V171L13 170V168L14 167H16L17 165H20L19 163H20V160L22 159V158H24L25 157V155H27V156H31L32 154H29L30 152H32V151H34L35 149L33 148V146H31ZM177 145V144H176ZM179 145V144H178ZM188 145V144H187ZM264 145V144H263ZM223 146V145H222ZM176 147V146H175ZM183 147H185V146H183ZM192 147H194V146H192ZM191 147V148H192ZM123 148V147H122ZM182 148V147H181ZM180 148V149H181ZM188 148H190V147H188ZM204 147H201V149H203ZM211 148V147H210ZM179 149V148H178ZM193 149H195V147L193 148ZM196 150H197V148H196ZM10 151H12V152H10ZM17 151H18V153H17ZM186 151V150H185ZM199 151V150H198ZM131 152H133L134 153V151L133 150H131ZM137 152V151H136ZM177 152V151H176ZM187 152V151H186ZM189 152V151H188ZM188 152H187V154H188ZM201 151H199V153H200ZM208 152V151H207ZM216 152V151H215ZM132 153V154H133ZM142 153V152H141ZM141 153H140V155H141ZM178 153L179 152H177V155H178ZM138 155H139V153H137ZM186 154V153H185ZM191 154V153H190ZM217 154H220V153H217ZM216 154V155H217ZM224 154V153H223ZM133 155H136L135 153L133 154ZM196 156V154H193V156ZM198 155H200V154H198ZM214 154H212V156L210 157V159H209V162H207V163H209L210 164V166H209V171L207 170V172L205 171V169H207V168H203V170H202V167H198L197 166V164H198V162H197V164H196V162H193L194 164H196V166H197V173H196V171L195 172H193L194 173V175H190L189 173H187V171H188V169H187V171H185V168L190 164V163H187V162H183L184 163V165L183 166H185V165H187L186 167H183V166H178V170L179 171H181V173H185L184 175L187 177V178H185V179H183V178H173L174 180H175V183L174 182H172V186L171 185H168L171 181V179H169V178H146L145 177V179H143L142 178V180L140 179V178H135V179H138V180H135L134 179V181L136 182H134V185H133V187H131L132 186V184H131V181H132V183H133V179H131V178H129V180H131L130 181V184H131V186H130V184H129V187H131V188H134V186H135V188L136 187H138V189L140 188L142 191V194L141 195H143V194H145V195H147V196H144L143 197V199H146L145 197H147L148 199H150V201H148V203H147V205H146V203H143L144 204V206L146 205V208L148 207V208H153V209H156V211H157V213H161V212H158L159 210L161 211V209H162V211H163V209H165V212H164V214H166V209H167V206L169 205V204H172L173 202H170L172 199H175V195H179V197H180V199L182 200L183 199V197H184V199L185 200H187L188 201V205H186L185 203H184V209H185V212L184 213H187L188 211L187 210H191L192 212H193V216H192V219L193 218H195V219H193L194 221L195 220H197V221H200L202 224H206V225H208V224H211V223H214V222H216L217 221V219L218 218H214V213H212L211 214V212H210V206L209 205H207V204H204V205H202L204 208H205V210H207V212H198V211H196V206L195 205H197L196 203V201H200L201 199H204L205 198V196H206V191H210L208 188L209 187H211L209 184H215V185H213L214 187L216 186V191L217 192H220L221 190H224L223 192H221L220 194L221 195H223V197H225V198H222V199H220V200H223V202H222V205H221V207L223 206V208H221L222 210V213H219V212H221V211H219L218 213L219 214H223L222 216H223V218L225 217V215H226V217L224 218V219H226V220H228V221H230V223H231V225H233L232 224V222H238L239 221V223H242V222H240V221H244V223H245V225L247 224V223H249V218L250 217H248V219H247V216H253L254 217V219H255V217H256V219H257V217H258V219H257V221L258 220H260L261 218L260 217H262L263 219H264V212H260L261 214H257L258 213V211H250L251 209L250 208H248L247 206H244V204H243V201H242V199L240 198L241 196V194H239V196H238V193H237V195H236V192L235 193H232V192H234L233 191V189L231 190V187L229 188V186H233L232 188H237V187H239V186H237V185H239L238 184V181L235 179H232V178H230L229 177V175L231 174H228V173H226V174H228V177L226 176V174L224 173L225 172V170H224V168H222L221 169V165L223 166L224 164H225V162H227L228 161V163L230 162V165L229 164H225V165H229L228 167H231V160L229 159V156H228V158L226 157V155H225V158H227V161H225V162H223L224 164H221L220 166L217 164V161H216V155H214ZM128 156H130V154L129 155H127V156H124V157H128ZM132 156V155H131ZM130 156V158H133V157H131ZM189 156V155H188ZM190 156H192V155H190ZM192 156V157H193ZM224 156V155H223ZM222 156V157H223ZM123 157V158H124ZM136 157V156H135ZM139 157H141V156H139ZM139 157H136V158H139ZM204 157H206V156H204ZM203 157V158H204ZM209 157H207V158H209ZM129 158V157H128ZM136 158H133V160L134 159H136ZM180 158V157H179ZM199 158H201V157H199ZM221 157H219V159H220ZM125 159V158H124ZM182 159V158H181ZM224 159V158H223ZM229 159V160H228ZM121 160V159H120ZM130 160V159H129ZM140 160V159H139ZM145 160V159H144ZM175 160V159H174ZM202 160V159H201ZM201 160L199 161V162H201ZM205 161H206V159H204ZM208 160V159H207ZM218 160V159H217ZM224 160H226V159H224ZM128 161V160H127ZM126 161V162H127ZM140 161H142V160H140ZM179 161V160H178ZM137 162V161H136ZM143 162H145V161H143ZM142 162V163H143ZM180 162V161H179ZM178 162V163H179ZM219 162V161H218ZM220 162H221V159H220ZM219 162V163H220ZM114 163V162H113ZM117 163V162H116ZM134 163V162H133ZM133 163H132V160L131 161H129L128 163H125V164H129L128 166H131V165H133ZM139 165H140V167L142 166V167H145V166H143L142 164H140L139 162H137ZM146 163V162H145ZM148 163V162H147ZM177 163V162H176ZM177 163V164H178ZM187 163V164H186ZM193 163L191 164V167L193 166ZM258 163V162H257ZM118 164V163H117ZM124 164V165H125ZM151 164V163H150ZM155 164H156V160L154 159V163L153 164H151V166L153 165V166H155ZM123 165V166H124ZM180 165V164H179ZM72 166V165H71ZM118 166V165H117ZM138 166V165H137ZM190 166V165H189ZM188 166V167H189ZM195 166V167H196ZM200 166V165H199ZM205 166V165H204ZM113 167H115V166H113ZM133 167V166H132ZM132 167H130V168H132ZM135 167V166H134ZM194 167V166H193ZM195 167L193 168V169H195ZM205 167H208L207 165L205 166ZM212 167V168H211ZM220 167V168H219ZM228 167H227V169H228ZM71 168V167H70ZM119 168H120V166H119ZM129 168V167H128ZM136 168V167H135ZM138 168H139V166H138ZM145 168H147V167H145ZM144 168V169H145ZM149 168V167H148ZM148 168L146 169V171H145V173L147 172V170H148ZM151 168H153V167H151ZM190 168V167H189ZM213 170L212 172H210L211 171V169ZM263 169H264V167H262ZM78 169V168H77ZM122 169V168H121ZM134 169V168H133ZM133 169H130V171L131 170H133ZM150 169V168H149ZM226 169V168H225ZM226 169V170H227ZM262 169V170H263ZM129 170V169H128ZM135 170V169H134ZM141 170V169H140ZM124 171V170H123ZM129 171V172H130ZM143 170H141V172H142ZM151 171V170H150ZM179 171H177V172H179ZM189 171H191V170H189ZM257 171V170H256ZM264 171V170H263ZM263 171H262V173H263ZM131 172H133V174H134V171H131ZM130 172V174H132ZM211 174H210V173ZM227 172V171H226ZM258 172V171H257ZM260 172L261 171H259V173H258V175H260ZM75 173V172H74ZM120 173H124V172H121L120 171ZM136 173H138V171L136 172ZM148 174H149V172H147ZM146 173V174H147ZM192 173V172H191ZM72 174V173H71ZM132 174V175H133ZM174 174H176V173H174ZM186 174H189L190 176H191V178L189 177V176H187ZM121 175V174H120ZM124 175V174H123ZM129 175V174H128ZM157 174H155V176H156ZM177 175V174H176ZM264 175V174H263ZM131 176V175H130ZM184 176V177H185ZM230 176H232V175H230ZM262 176V175H261ZM133 177H134V175H133ZM140 177V176H139ZM148 177V176H147ZM210 177H212V180L210 181ZM258 177V176H257ZM124 178H125V175H124ZM123 177L121 178V179H124ZM259 178V177H258ZM262 178V177H261ZM169 179V183H167V180ZM240 178H238V180H239ZM241 180V179H240ZM257 180V179H256ZM7 181V180H6ZM6 181H4V182H6ZM173 181V180H172ZM187 181H189V182H187ZM243 181V180H242ZM242 181H240V182H242ZM259 181H262V180H259ZM3 182V181H2ZM12 182V181H11ZM248 182H249V180H248ZM255 182V181H254ZM253 182V183H254ZM258 182V181H257ZM7 183V182H6ZM5 183V184H6ZM173 183H174V185H173ZM251 183V180H250V182L249 183H247L246 182V184H250ZM259 183V182H258ZM258 183H254L253 185H251V186H248V185H246L245 184V187H239L240 189H242L244 192H241L240 190H239V188H237L241 193H242V195L243 196H247V195H249V193L250 192H253V193H251V194H256V193H258L259 191H261V192H259V193H261L260 195H263V190H259V189H261L260 187H262L264 184H261V185H259ZM262 183H264V182H262ZM9 184H10V181H9ZM142 184L145 186H143L142 187ZM156 184H157V186H159V188H156ZM171 184V183H170ZM237 184V185H236ZM153 185L155 186V188L153 187ZM241 185V184H240ZM139 186H141L142 188H145V189H142L141 187H139ZM151 186H152V188H151ZM209 186V187H208ZM213 186H212V189H213ZM237 186V187H236ZM244 186V185H243ZM260 186V187H259ZM127 187V186H126ZM147 187V188H146ZM130 188V189H131ZM149 188H151L152 189V194H154L153 195V200L150 198V197H148V194L150 193V189ZM224 188V189H223ZM229 188V189H228ZM262 188H264V187H262ZM146 189H147V191H149V193L148 194H146ZM153 189L154 190H156V191H153ZM172 189H174V192L172 193V195L170 194L173 190ZM211 189V188H210ZM228 189V190H227ZM133 190V189H132ZM135 190V189H134ZM215 190V189H214ZM213 190V191H214ZM225 190H227V192L225 191ZM230 190V192H228ZM136 191H137V188H136ZM126 192H127V189H126ZM132 192V191H131ZM156 192V193H155ZM210 192H212V191H210ZM210 192H209V194H210ZM133 193V192H132ZM136 193V192H135ZM150 193V194H151ZM214 193H215V191H214ZM208 194V195H209ZM220 194H217L216 196L217 197H219L220 196ZM254 194V195H255ZM134 195V194H133ZM137 195V194H136ZM140 195V196H141ZM215 195V194H214ZM257 195H259V194H257ZM256 195V196H257ZM135 196V195H134ZM150 196V195H149ZM152 196V195H151ZM178 197V198H179ZM209 197V196H208ZM255 197V196H254ZM262 197V196H261ZM157 198V199H156ZM209 198H211V197H209ZM228 199L227 201L225 200V199ZM147 199V200H148ZM205 199H207V198H205ZM204 199V200H205ZM152 200V201H151ZM155 200V201H154ZM167 203H166V202ZM173 201V200H172ZM186 202V201H185ZM206 202V201H205ZM233 202H235V204L233 205L232 203ZM182 203V202H181ZM200 203H201V201H200ZM168 204V205H167ZM209 204V203H208ZM212 204V203H211ZM210 204V205H211ZM224 204V205H223ZM215 205V204H214ZM230 205H233V206H230ZM180 205H178L177 206V211H178V209L181 207L182 208V206H180ZM206 206V207H205ZM219 206V205H218ZM218 206H217V209L219 210V208H220V206H219V208H218ZM169 207V206H168ZM179 207V208H178ZM170 209H171V211H172V213L174 214V213H177L176 212V210H175V208H176V206H175V208H171V207H169ZM179 209V211L180 210H182V209ZM197 208H198V206H197ZM209 208V209H208ZM212 208V207H211ZM152 209V210H153ZM157 209H159V210H157ZM183 209V210H184ZM214 209V208H213ZM173 210H175V212L173 211ZM217 210V211H218ZM2 211V210H1ZM178 211V212H179ZM187 211V212H186ZM214 211V210H213ZM169 213H170V215H172V216H170V217H172L173 218V220L172 221H174V223L176 222V223H180V221H178L177 219H176V217H178V215L176 216V214L175 215H173L169 210H168V214H167V217H168V215H169ZM183 213V214H184ZM217 213V212H216ZM5 214V213H4ZM163 214V215H164ZM214 214V215H213ZM1 215H3L2 213L0 214V221H1ZM212 215H213V217H212ZM218 215V214H217ZM217 215H216V217H217ZM156 216H158L157 218H159L160 219V217H162L161 216V214L159 215V214H157ZM164 216H166V215H164ZM182 217V214L181 215H179V217ZM29 217H31V216H29ZM28 217V218H29ZM167 217H165V219L164 220H166L167 219ZM175 217V218H174ZM178 217V218H179ZM230 219H228V218ZM27 218V219H28ZM156 218V219H157ZM164 218V217H163ZM245 218V219H244ZM34 219V218H33ZM32 219V220H33ZM159 219H157V221H159ZM175 219V220H174ZM253 219V218H252ZM252 219H250L251 221H252ZM253 219V222H255V220ZM3 220V219H2ZM31 220V218L29 219V221L31 222L32 221ZM178 222H177V221ZM248 220V221H247ZM33 221H35V220H33ZM170 221V220H169ZM196 221V222H197ZM220 221H222V219L220 220ZM256 221V222H257ZM263 222H264V220H262ZM262 221H260V223H261V225L263 224V222ZM6 222V221H5ZM26 222H28V221H26ZM160 222V221H159ZM162 222V221H161ZM167 221H165V223H166ZM247 222V223H246ZM253 222H252V226H253ZM255 222V223H256ZM32 223V222H31ZM165 223H161L160 225H164ZM169 224H171V222H168ZM173 223V222H172ZM175 223V224H176ZM178 223V224H179ZM184 223V222H183ZM199 223V222H198ZM230 223L228 222V224L230 225ZM254 223V226L257 224H255ZM259 223V222H258ZM3 224V223H2ZM2 224H1V222H0V228L1 229H3V227H2ZM6 224V226L5 225H3V226H5V228L4 229H6V227H7V222L5 223ZM167 224V223H166ZM165 224V225H166ZM243 224V223H242ZM29 225V224H28ZM171 225H173V224H171ZM177 225V224H176ZM234 225H236V223L234 224ZM238 225V224H237ZM245 225H242V226H244L243 228H245ZM250 226H248V227H252L251 226V224H249ZM32 226V225H31ZM246 226V227H247ZM256 228V227H255ZM255 228H253V229H255ZM257 228H258V226H257ZM248 229H250V228H248ZM252 229V230H253ZM261 229V228H260ZM258 230V229H257ZM263 231V233L260 231V230H258L257 232H259V233H262V234H260V235H263L264 234V228L262 229ZM2 231V230H1ZM251 231V230H250ZM253 231H251V233H252ZM248 233H249V231H248ZM256 232H253V234L254 235H257L258 236V233H256ZM247 235V234H246ZM245 235V237H249V235L250 234H248V236H246ZM252 235V234H251ZM251 235H250V237H251ZM150 235H148L147 237H149ZM151 237V236H150ZM264 238V237H263ZM149 240V239H148ZM240 240V239H239ZM250 240V239H249ZM248 240V241H249ZM151 241V240H150ZM149 241V242H150ZM244 241V240H243ZM247 241V242H248ZM148 242V243H149ZM150 244H151V242H150ZM141 258V257H140ZM147 259V258H146ZM150 260V259H149ZM147 261H148V259H147Z\"/></svg>",
	"mask_w": 264,
	"mask_h": 264
},
{
	"label": "crops",
	"instance_id": "0c3cea01",
	"mask_svg": "<svg viewBox=\"0 0 264 264\" xmlns=\"http://www.w3.org/2000/svg\"><path fill=\"white\" fill-rule=\"evenodd\" d=\"M60 133H58L57 135H59ZM54 138V137H53Z\"/></svg>",
	"mask_w": 264,
	"mask_h": 264
}]
</instances>
